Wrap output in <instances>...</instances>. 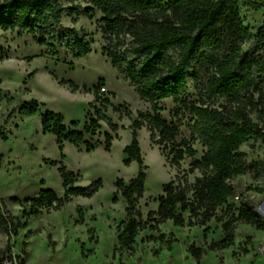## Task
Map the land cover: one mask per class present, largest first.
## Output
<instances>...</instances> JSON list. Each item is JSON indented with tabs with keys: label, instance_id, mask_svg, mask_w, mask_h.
Here are the masks:
<instances>
[{
	"label": "trees",
	"instance_id": "trees-1",
	"mask_svg": "<svg viewBox=\"0 0 264 264\" xmlns=\"http://www.w3.org/2000/svg\"><path fill=\"white\" fill-rule=\"evenodd\" d=\"M241 1L87 0L91 7L83 9L72 4L65 8L57 0H0V30L27 35L52 54H56L57 46L67 44L73 59L88 56L92 49L86 36L75 28L60 33L63 13L79 14L83 11L91 15L94 10L100 12L104 40L115 41L111 50L103 49L105 56L112 68L123 71L138 98L152 105V115L138 111L129 125L131 140L123 149L125 158L122 164L128 167L135 162L138 169L127 183L117 179L114 184L111 202L116 203L117 196H121L125 203V218L115 227L117 243L113 255L131 251L140 232H159V226L167 222L178 228H203L213 219L222 224L224 238L221 241L211 243L206 250L194 245L187 248L196 264H200L206 252L232 247L239 221L264 232L262 219L247 199L241 201L237 216L234 207L227 205L222 217H217V210L236 197V188L232 184L235 178L245 174L264 177V165L248 161L240 150L250 141L264 146V25L254 34L249 31L239 13ZM244 4L264 15V2L244 0ZM126 39L130 40L128 45L124 44ZM244 45L246 50H242ZM4 56L0 49V58ZM33 75L34 72L28 74L27 79ZM58 84L67 87L71 93L92 94L94 101L90 105L98 102L103 109L111 107L114 113L130 115L126 106L113 107L108 98L99 95L103 87L80 89L72 81L63 79L58 80ZM190 87L198 100L189 95ZM6 96L9 97V93ZM163 100H170L178 106L174 117H189L188 140L178 142V126L158 114L156 105ZM41 107L43 104L32 100L11 109L0 129V141L8 140L3 128L15 115L31 117L39 113ZM95 114L96 118L82 127L77 121L66 124L60 113L46 110L40 114L42 133L54 137L60 153V161L47 163L57 167L63 194L59 197L53 190L45 189L21 203L18 199H11L12 203L23 205V218H37L43 210L58 211L73 198H91L102 188L101 179L86 186L77 185L81 175L67 171L62 163L66 143L84 146L86 153L94 151L95 146L87 142L85 136H95L100 129L99 122H104L111 133L123 128L107 116L99 115L97 109ZM144 127L152 145L158 146L162 153L167 151L170 165L178 167L181 161L189 158L192 161L187 173H200L193 183L187 182L186 175L180 177L177 174L164 185L156 210L145 215L137 207L143 198L146 182L147 167L143 164L137 138V131ZM114 138L110 133L104 134L106 152ZM194 142L205 148L200 159L194 158ZM254 191L264 197V187H256ZM225 214L229 215L226 221ZM26 227V221L22 222L0 207V233L8 242L12 235L16 236ZM92 231L88 230L89 233ZM203 233H208V229ZM158 240L165 243L167 251L177 243V239H165L163 234ZM7 251L0 250V264Z\"/></svg>",
	"mask_w": 264,
	"mask_h": 264
},
{
	"label": "rangeland",
	"instance_id": "rangeland-1",
	"mask_svg": "<svg viewBox=\"0 0 264 264\" xmlns=\"http://www.w3.org/2000/svg\"><path fill=\"white\" fill-rule=\"evenodd\" d=\"M264 2V0H249ZM67 8L80 5L83 9L91 7L87 0H57ZM238 9L244 25L254 34L264 25L261 11L248 9L244 0L239 2ZM102 15L94 10L91 15L83 11L79 14L63 13L60 33L65 34L68 28H75L86 36L92 52L83 58L73 59L71 48L65 44L57 46L56 54L38 46L31 37L20 35L16 31L0 30V49L5 56L0 58V129L3 121L13 108L36 100L43 104L39 113L26 117L15 115L3 128L8 136L6 142L0 141V207L12 216L27 223V227L12 235L9 242L0 233V250H9L26 260V264H196L187 253L190 245L207 249L211 243L221 241L224 233L221 223L211 220L203 228L174 227L170 222L159 226V232L144 230L139 233L131 251L114 254L117 243L115 227L124 220V200L118 195V201L112 203L117 179L127 183L133 178L138 166L135 162L128 167L122 164L125 155L123 149L130 143L129 125L136 118L138 111L152 115V105L141 101L134 87L121 69L112 68L105 56L104 48L111 50L115 41L107 42L103 38ZM129 39L124 41L128 45ZM244 45L242 50H246ZM34 75L27 79L28 74ZM56 79H54V77ZM75 83L80 89L103 87L99 95L108 98L113 107L124 105L130 115L117 114L111 107L103 109L100 103H93L92 94L71 93L67 87L58 84V80ZM102 83V84H101ZM9 93V97L6 96ZM189 95L198 100L195 91L190 87ZM221 100L219 101V103ZM178 106L170 100L158 102V114L167 122H174L179 129L177 141L190 137L189 117L176 118L174 111ZM105 115L119 128L111 133L104 122H99L100 129L95 136H85V140L95 146L94 151L85 152L84 146L64 144L62 163L67 171L79 173L81 180L77 185L86 186L97 179L103 181L102 188L91 198L75 197L58 211L43 210L37 218L26 220L22 217L24 200L33 198L41 190H53L57 196L63 194L62 180L57 167L50 166L48 161H60V153L55 139L42 133L40 114L49 110L60 113L68 124L77 121L88 123L96 118L95 111ZM113 137L111 148L104 150V134ZM143 164L146 169V184L143 198L137 207L145 215L156 210L157 199L163 193V187L178 174L186 175L188 183L200 177L198 171L189 174L191 159L185 158L178 167L169 164L167 151L161 152L158 146L152 145L145 127L137 131ZM144 145V146H143ZM142 146V148H141ZM196 151L195 159H200L205 148L199 143H192ZM248 161H258L264 165V146L252 141L241 146ZM236 188V197L217 210V217H222L227 205H232L235 215L243 199L250 200L252 209L264 223V197L254 189L264 187V177L255 178L245 174L232 181ZM18 199L20 203H12ZM187 216V214H185ZM229 215H224L226 221ZM93 229L92 232H88ZM208 229V233L203 231ZM30 231V234L27 232ZM165 239L173 237L177 243L167 251ZM264 240V232L239 221L234 232V244L229 249L219 252H206L200 264H264L256 255V247ZM156 253V256H153Z\"/></svg>",
	"mask_w": 264,
	"mask_h": 264
},
{
	"label": "built area",
	"instance_id": "built-area-1",
	"mask_svg": "<svg viewBox=\"0 0 264 264\" xmlns=\"http://www.w3.org/2000/svg\"><path fill=\"white\" fill-rule=\"evenodd\" d=\"M105 89H101L104 92ZM256 255L264 262V240L259 243L256 247ZM2 264H26L24 258L15 255L14 253L10 252L9 250L1 257Z\"/></svg>",
	"mask_w": 264,
	"mask_h": 264
},
{
	"label": "bare ground",
	"instance_id": "bare-ground-1",
	"mask_svg": "<svg viewBox=\"0 0 264 264\" xmlns=\"http://www.w3.org/2000/svg\"><path fill=\"white\" fill-rule=\"evenodd\" d=\"M143 146H144V145H143ZM141 148H142V146H141ZM146 183H147V182H146ZM146 183H145V184H146Z\"/></svg>",
	"mask_w": 264,
	"mask_h": 264
},
{
	"label": "crops",
	"instance_id": "crops-1",
	"mask_svg": "<svg viewBox=\"0 0 264 264\" xmlns=\"http://www.w3.org/2000/svg\"><path fill=\"white\" fill-rule=\"evenodd\" d=\"M26 261V260H25Z\"/></svg>",
	"mask_w": 264,
	"mask_h": 264
}]
</instances>
